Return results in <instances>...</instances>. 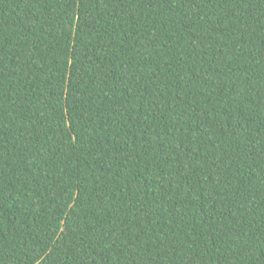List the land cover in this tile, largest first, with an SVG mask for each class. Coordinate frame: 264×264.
Masks as SVG:
<instances>
[{"label":"trees","instance_id":"obj_1","mask_svg":"<svg viewBox=\"0 0 264 264\" xmlns=\"http://www.w3.org/2000/svg\"><path fill=\"white\" fill-rule=\"evenodd\" d=\"M0 264H264V0H0Z\"/></svg>","mask_w":264,"mask_h":264}]
</instances>
